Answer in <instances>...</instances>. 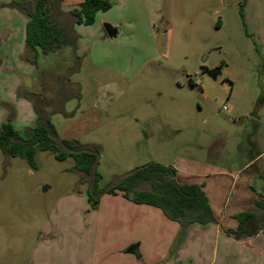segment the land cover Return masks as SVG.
Segmentation results:
<instances>
[{
    "label": "rangeland",
    "instance_id": "obj_1",
    "mask_svg": "<svg viewBox=\"0 0 264 264\" xmlns=\"http://www.w3.org/2000/svg\"><path fill=\"white\" fill-rule=\"evenodd\" d=\"M111 3L94 25L76 26L81 67L68 87L74 98L52 114L60 140L77 131L80 143L101 146L99 189L147 163L170 164L167 126L183 132L195 126V133L171 140L173 153H181L178 144L185 139L197 141L198 132L215 124L229 131L231 122L242 118L250 133L259 131L254 118L264 123V37L252 32L244 4ZM106 24L120 28L119 36L108 37ZM5 29L0 26V34L6 35ZM63 49L41 54L37 65L22 58L11 64L17 71L19 62L28 63L33 74L39 68L48 84L51 74L46 71L64 75L75 63L76 57ZM213 71H219L215 78L209 76ZM9 75V84L17 85ZM6 79L7 70L0 78V126L13 110V125L27 137L37 115L25 88L6 86ZM205 86H212L207 100ZM55 88L44 86V94L53 97ZM94 104L105 108L99 122L86 117ZM151 121L159 125L152 140L154 128H143ZM91 182L79 156L60 161L53 152L40 151L30 164L22 157L8 158L0 149V264H137L139 256L127 249L139 241L151 259L170 254L171 229L178 223L160 209L137 205L121 194L103 195L94 209L88 201ZM205 254L202 264L210 262L209 250Z\"/></svg>",
    "mask_w": 264,
    "mask_h": 264
},
{
    "label": "crops",
    "instance_id": "obj_2",
    "mask_svg": "<svg viewBox=\"0 0 264 264\" xmlns=\"http://www.w3.org/2000/svg\"><path fill=\"white\" fill-rule=\"evenodd\" d=\"M12 1L27 0H0V26L4 25L8 32L6 35L0 34V78L7 70V79L3 80V83L6 86H23L24 94L44 93L46 89L44 86H62L56 79L60 73L55 70L46 71L51 74L50 82L47 84L43 80L39 68L33 74L28 63L19 62L20 66L17 71L16 65L11 64L15 59L22 58L25 52L28 23L26 16L11 6ZM61 1L62 10L68 12L76 8L83 0ZM108 1L115 2L117 0ZM223 1L229 6L244 4L245 17L249 22L248 25L253 29L252 32L259 31L261 37H264L263 2L253 4L252 0ZM112 26L118 29L117 36H119L120 28ZM14 29L15 32L12 31ZM77 32L79 31L77 30ZM64 49H67V53L72 58L78 54L76 51L78 48L76 50L71 47ZM64 49L63 51H65ZM16 72L19 74L17 78ZM9 74L12 75V79H17V85L9 84ZM72 84L70 81L67 86H72ZM205 87L207 89L202 94L207 100L212 86ZM22 105L27 109L30 107L28 102L23 101ZM32 108L35 113L34 107ZM104 112L103 104H94L87 111L86 117L87 119L96 118L99 122L98 119ZM254 121L257 124V130H259L256 134L250 133V126L242 118L239 121L231 122L232 128L229 131L224 130L221 125L215 124L214 129L209 127L198 132L197 141L185 139L182 144H178L182 147L181 153H173L172 148L175 144L171 143V140L181 135L187 136V133H195V126L186 128L184 132L176 131L172 126L165 127L170 134V164L165 166L176 170L177 179L181 184L202 186L217 222L206 225L196 223L185 230L180 225L178 228L171 229L170 254L161 253L155 259H151L150 255L141 251L142 241L135 243L127 249V252L139 256L137 264H202L200 261L204 260L208 250L210 262L204 264H229L233 260L235 263L238 262L237 264H264V123L259 118H254ZM138 123L142 125V122L138 121ZM206 123L204 121V124ZM150 125L154 128V130L151 129L149 136L152 140L156 137L155 132L159 125L157 122L151 121L143 128ZM77 135L79 133L74 131L67 140H77ZM138 137L142 138L140 134ZM180 149L178 147V151ZM244 214L250 215L245 219V222L248 220L247 233H256L238 240L229 231L238 230L240 216ZM192 254L196 256L193 258Z\"/></svg>",
    "mask_w": 264,
    "mask_h": 264
},
{
    "label": "trees",
    "instance_id": "obj_3",
    "mask_svg": "<svg viewBox=\"0 0 264 264\" xmlns=\"http://www.w3.org/2000/svg\"><path fill=\"white\" fill-rule=\"evenodd\" d=\"M61 5V0L12 1L11 6L28 19L26 49L22 59L37 65L41 54L56 53L65 47L76 50L80 38L76 26L93 25L99 12H107L113 6L108 0H83L76 8L65 12ZM80 67V58L76 57L72 68L64 75L56 77L62 86H56L53 97L44 93L24 94L33 104L37 115L36 125L28 129V136L24 137L13 125L14 112L10 110L8 121L0 126V149L3 154L8 158L22 157L30 164L35 162L40 151H51L60 161L69 155L79 156L83 172L93 181L88 192V201L94 209L98 207L103 195L121 194L123 198L137 205L160 209L170 221L178 223L184 230L196 223H216L217 219L202 186L181 184L176 170L158 162H150L140 167L135 174L119 179L115 185L99 189L101 176L97 171L94 173V170L101 147L82 144L77 140H62L76 151L72 153L57 142L56 139L60 138L52 122V114L74 98L67 83L79 72ZM249 216L241 215L238 230L229 231L236 239L256 233H247L248 220L245 222V219Z\"/></svg>",
    "mask_w": 264,
    "mask_h": 264
},
{
    "label": "water",
    "instance_id": "obj_4",
    "mask_svg": "<svg viewBox=\"0 0 264 264\" xmlns=\"http://www.w3.org/2000/svg\"><path fill=\"white\" fill-rule=\"evenodd\" d=\"M105 31H106L107 35H108L110 38H116L117 35H118V29L115 28V27H113V26L110 25V24H106V25H105ZM218 72H219V71H213V72H210V73H209V76L215 78L216 75H217L216 73H218ZM56 140H57V142H59V143L65 148V150H67V151H69V152H72V153L76 152L75 150H73V149H71L70 147H68L67 145H65V144L63 143L62 140H59V139H56ZM139 169H140V168H137V169H135V170H133V171H131V172H128V173H126V174H124V175L118 177L117 179L114 180V182L111 184V186L115 185V183H116L119 179H124V178H127V177H129V176L135 174L136 172L139 171ZM95 172H96V169L94 170V173H95Z\"/></svg>",
    "mask_w": 264,
    "mask_h": 264
}]
</instances>
